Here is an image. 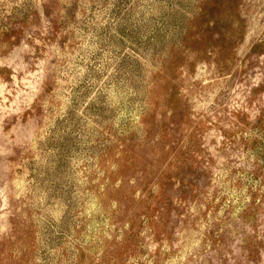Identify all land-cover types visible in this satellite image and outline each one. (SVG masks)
<instances>
[{
  "label": "rangeland",
  "instance_id": "374dc122",
  "mask_svg": "<svg viewBox=\"0 0 264 264\" xmlns=\"http://www.w3.org/2000/svg\"><path fill=\"white\" fill-rule=\"evenodd\" d=\"M0 264H264V0H0Z\"/></svg>",
  "mask_w": 264,
  "mask_h": 264
}]
</instances>
